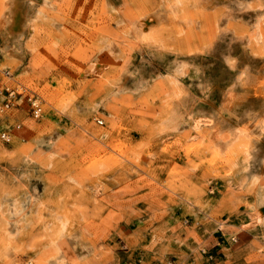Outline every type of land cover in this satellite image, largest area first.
Masks as SVG:
<instances>
[{
	"label": "clouds",
	"instance_id": "1",
	"mask_svg": "<svg viewBox=\"0 0 264 264\" xmlns=\"http://www.w3.org/2000/svg\"><path fill=\"white\" fill-rule=\"evenodd\" d=\"M146 3L151 4L152 0H146ZM27 7L31 9L28 31L19 38L22 41L20 46L10 49L15 55L6 56L0 63V76L4 75V69H8L4 82L9 89L17 87L18 91H26L20 85L35 81L31 84L32 108L24 113H14L22 118L21 128L13 130L12 135L22 132L24 154L38 145L41 148L50 145L56 150L53 165L41 164L47 176L54 177L55 182L45 185L37 180L31 189L25 184L15 189L0 186V264H96L98 243H111L96 238L102 231L108 233L105 221L111 212H122L129 204L139 203L141 193L144 203L139 204L142 208H147L149 202L157 198L163 200L175 195V178L161 174V181L152 167L153 155L161 153L164 148L169 154L176 151L174 166H180L182 177L189 176L179 187L192 198L180 199L172 208V215L182 216L185 207H190L202 220L211 213L212 220H227L235 225L232 230L234 242L229 245L232 250L255 247L256 236L264 232V174L254 182L246 165L230 161L216 170L221 175H208L205 185L198 183L196 173L199 170L185 168L187 160L181 159L179 154L184 147L182 141L191 135V126L187 112L182 113L168 101L172 89L166 79L169 74L167 66L173 57L165 56L163 61H154L145 69V72L155 70L162 86L147 87L142 94H137L133 91L131 79L122 80L123 62L128 53L122 52L113 58L106 52L107 46L118 36L126 34L111 28V24L116 23L114 17L119 0L113 6L108 0H27ZM175 7L173 0H159L156 5L157 9ZM183 7L186 9V4ZM121 28H124L123 23L117 24V29ZM259 55L264 56V46L259 49ZM65 60L74 66L73 70L61 69ZM37 62L42 65L39 73L35 68ZM53 64L58 71L45 80L47 88H39L37 75L46 76L45 70ZM228 71L234 73L235 69L229 67ZM232 79L235 82V75ZM63 80L69 83L60 88ZM53 81L56 82L55 91ZM68 91L75 93L77 99L69 111L58 114L60 98ZM216 99L219 100L218 92ZM81 102L89 109L86 113L80 108ZM18 103L23 104V101ZM258 103V97H250L244 108L247 110L249 104ZM204 110H208L207 106ZM6 111L0 109V115ZM42 114L47 119L41 123L38 120ZM246 122L241 120L242 124ZM121 127L131 131H120ZM46 128L50 131L45 132ZM69 128L74 137H68L69 143L62 145ZM76 132L79 136L75 135ZM118 141L132 146L143 142L147 147L138 151L117 150L113 145ZM93 145H99L108 156L104 171L77 169L73 160L78 162ZM71 176H79L81 182L70 184ZM129 188L134 189L128 193L130 202H113L109 207L108 201L114 199L113 193H119L115 200L123 201L125 191L122 189ZM161 192L166 196L161 197ZM100 208L104 211L97 212ZM66 213L68 222L61 231L57 221L63 222ZM257 216L260 217L259 226L254 231L246 230L248 221L252 219L254 222ZM186 218L195 223L194 217ZM140 221L148 229L144 232L140 251L150 247L148 257L151 259L152 255L160 254L161 249L155 245L163 238L169 218L159 213H146L140 216ZM198 227L203 234L216 225L208 223ZM212 235L220 243L226 242L222 233L212 232ZM116 241L119 242L118 237ZM116 252L120 255V250ZM120 259H124L122 255ZM165 259L168 264H176L175 251H168ZM189 259H193L191 255ZM220 259L223 261L224 257ZM152 264H159V260ZM237 264H248V260L241 257Z\"/></svg>",
	"mask_w": 264,
	"mask_h": 264
},
{
	"label": "rangeland",
	"instance_id": "2",
	"mask_svg": "<svg viewBox=\"0 0 264 264\" xmlns=\"http://www.w3.org/2000/svg\"><path fill=\"white\" fill-rule=\"evenodd\" d=\"M19 1L27 10V20H29L31 9L27 7V0ZM173 2L176 5L174 9H157L156 5L159 0H152L151 4L146 3V0H119L118 11L114 17L116 23L111 24V28L126 34L118 36L113 43L107 46L106 52L112 54L113 58H116V54L128 53L123 62L122 80L131 79L133 91L137 94H142L147 87L159 88L162 86L160 77L155 70L145 72V69L151 67L154 61H163L165 56L173 57L172 62L167 66L169 74L166 77L172 89V96L168 97L169 103H173L182 113L187 112L190 126L193 116L196 115H207L213 121L208 127L203 126L197 129V137L194 139H190L189 135L186 136L182 141L184 147L179 154L181 159L187 160L185 168L191 167L199 170L196 173L199 177V184L206 185L208 175H213V177L221 175L216 170L230 161L249 167L248 175L254 182H258L260 176L264 174L262 171L264 170V56L259 55V49L264 46V0H173ZM108 3L113 6L117 0H108ZM185 4L186 9L183 7ZM216 6L217 8H215ZM227 10L228 12L232 11L228 13ZM161 12H165L164 16L161 15ZM148 16H152L151 21L154 23H148L146 28L137 34L134 30V23L137 19H145ZM161 18L164 20L162 21ZM218 21L219 23H217ZM120 23H123L124 28L117 29V24ZM27 31L26 27L22 33L15 35L9 20L0 23L2 63L6 56L15 55L10 49L13 46H20L22 41L19 38ZM226 32L231 33L232 36ZM9 35L11 36V46L6 48L4 42ZM213 40L215 45L218 44L220 47L213 46ZM207 48H210V52ZM224 55L225 57H223ZM229 67L235 69V72L230 73ZM35 68L39 73L42 65L37 62ZM73 68L74 66L67 60L61 63V69L64 71L73 70ZM57 71L56 65L53 64L45 70L46 76L38 74L36 79L40 81L39 88H47L48 84L45 83V80L49 76L55 75ZM233 75L236 77L235 82L232 79ZM145 76H147V80H145ZM138 82L140 83L138 84ZM32 83L35 81H30L23 86L33 91ZM68 83V80H63L59 87L63 88ZM53 85V91H55V81H53ZM217 92L219 100L216 99ZM250 97H258L259 103L258 105L249 104L245 110L244 105ZM76 99L77 96L72 91L64 93L60 98L63 105L60 102L59 106L57 105L58 114L69 111ZM24 106L26 107L25 104ZM204 106H207V111L204 110ZM80 108L85 113L89 111L86 103L81 102ZM25 110L15 109L13 111L14 113L19 111V113H24ZM16 117L19 120L22 118ZM44 119H47L45 115L40 117L38 122L42 123ZM241 120L247 122L242 124ZM169 123L173 122L169 121ZM124 130L129 129L121 127L120 131ZM44 131L48 132L50 128H46ZM77 133L79 134L76 132L75 135L79 136ZM213 133L221 136V145L217 146L212 143L211 135ZM20 135L15 136L10 143L0 140V186L15 189L20 184H25L31 189L37 180L45 185L55 182L54 177L47 176L41 164L53 165L56 162V150L51 146L41 148L38 145L37 150L33 148L26 155L22 147L24 140L20 138ZM71 135L73 136L74 132L69 128L61 142L62 145L69 143L68 137H72ZM117 135H119V131ZM117 143L116 146L121 144L119 146L122 148L121 150L128 148L129 151H138L147 147L143 142L136 143L134 146L121 143V141ZM116 146L113 147L119 150V147ZM102 153L103 149L99 145H93L86 150L85 155L81 156L78 162L73 160V164L77 169L82 168L85 172L89 169L94 172H102L105 169V161L108 159L107 154ZM256 154L261 158L255 157ZM176 157V151L173 150L169 154L167 148L152 157V167L156 170L155 174L159 180L162 181L161 174L175 178V195L167 196L163 200L157 198V200L149 202L147 208H142L139 204L144 203L143 193H141L139 203L129 204L122 212L120 210L111 212L105 221L108 233L105 234L102 231L96 237L101 241H111V243H98L96 264H152L156 260H159V264H168L165 257L171 250H174L177 255L176 264H201V262L203 264H237L241 257L248 260V264H264V259L260 258L264 257V232L256 236L255 247L248 246L232 250L229 245L234 242L232 231L235 227L234 224L227 220L213 221L211 213H208V217L202 220L191 211L190 207H185V212L180 217L172 215V208L179 204L180 199L187 197V194L179 186L184 182V179L189 178V176H181L179 165L174 166ZM254 162H258L260 165ZM65 166L67 167V163ZM68 182L76 185L81 180L79 176H71ZM122 191H125V200H115L119 194L115 192L112 194L114 199L108 201L109 207L113 202L127 203L131 201V196L128 193L134 189H122ZM160 195L161 197L166 196L164 192H161ZM187 199L192 198L187 197ZM103 211V208L97 210V212ZM146 213L152 215L159 213L161 216L169 218L163 238L155 245L161 249L160 254L152 255L151 259L148 257V253L151 251L150 247H145L143 252L140 251L144 232L148 230L146 224L140 221V216ZM186 217H194L195 223ZM67 222L66 213L63 222L57 221L61 231ZM121 222H123L122 227L120 226ZM208 223H215L216 227L201 234L198 226ZM259 224L250 226L246 230L254 231ZM212 232L222 233L226 242L220 243L214 238ZM116 237L119 238V242L116 241ZM260 246H263V249H259ZM214 248L218 251L213 252ZM116 250H120V255L124 258L122 261ZM189 255L193 259H189ZM221 256L224 257L223 261L220 259Z\"/></svg>",
	"mask_w": 264,
	"mask_h": 264
},
{
	"label": "bare ground",
	"instance_id": "3",
	"mask_svg": "<svg viewBox=\"0 0 264 264\" xmlns=\"http://www.w3.org/2000/svg\"><path fill=\"white\" fill-rule=\"evenodd\" d=\"M8 1H10L9 3H8ZM179 1V0H178ZM207 1V0H206ZM204 2V1H203ZM200 3H201V1H200ZM207 3V2H206ZM189 5V4H188ZM225 6H227L226 4H224ZM204 6V5H203ZM223 6V5H222ZM180 7V6H179ZM224 7V6H223ZM215 8H217V6L215 7ZM225 8V7H224ZM262 8V7H261ZM203 11V10H202ZM230 11H232V10H230ZM229 11V12H230ZM226 12V11H225ZM227 12H228V10H227ZM228 12V13H229ZM162 13V12H161ZM165 13V12H164ZM164 13H162L161 15H163ZM152 14V13H151ZM224 14V13H223ZM227 15V14H226ZM260 15V14H259ZM164 16V15H163ZM228 16V15H227ZM230 16V15H229ZM228 16V17H229ZM160 17V16H159ZM166 17V16H165ZM164 17V18H165ZM221 17V16H220ZM219 17V18H220ZM226 17V16H225ZM231 17V16H230ZM259 18H260V16H259ZM151 19H152V16H148V18H139V19H137L136 20V22L134 23V30L137 32V34H139V32H142L141 30L142 29H144V28H146V25L148 24V23H146V21H151ZM172 19V18H171ZM218 19V18H217ZM225 19V18H224ZM257 19V18H256ZM5 20H9L10 22H11V26H12V30H13V34H15V35H19L20 33H22V31L23 30H25V28L27 27V10H25L24 9V7L22 6V4L20 3V1L19 0H0V23L1 22H3L4 21V23H5ZM161 20L163 21L164 19H162L161 18ZM219 20V19H218ZM226 20V19H225ZM167 21V20H166ZM221 21V20H220ZM170 22V21H169ZM172 22H173V20H172ZM206 22V21H205ZM225 22V21H224ZM223 22V23H224ZM184 23H185V21H184ZM217 23H219V21L217 22ZM221 23V22H220ZM222 23V24H223ZM249 23V22H248ZM258 25V24H257ZM224 26V25H223ZM259 26V25H258ZM168 27V26H167ZM250 27V26H249ZM248 27V28H249ZM165 28V27H164ZM205 28V27H204ZM260 28V27H259ZM258 28V29H259ZM256 29V28H255ZM131 30V29H130ZM219 30V32H220V29H218ZM133 32V33H136V32ZM225 31V30H224ZM224 31H222L223 33H224ZM228 31V30H227ZM230 31H232V30H230ZM218 32V33H219ZM226 33H228V32H226ZM256 33V32H255ZM233 34V33H232ZM257 34V33H256ZM22 35V34H21ZM135 35V34H134ZM133 35V36H134ZM159 35V34H158ZM198 35V34H197ZM213 35V34H212ZM218 35V34H217ZM235 35V34H234ZM205 36H206V34H205ZM210 36V35H209ZM216 36V35H215ZM222 36H225V35H222ZM232 36V35H231ZM236 36V35H235ZM11 36L9 35V36H7V38H6V40H5V42H4V46L6 47V48H9L10 46H11V38H10ZM227 37V36H226ZM225 37V38H226ZM18 38V37H17ZM230 38V37H229ZM220 39V38H219ZM223 39V38H222ZM234 39V38H233ZM237 39V38H236ZM247 39H248V37H247ZM224 40V39H223ZM217 41V40H216ZM230 41V40H229ZM228 41V42H229ZM248 41V40H247ZM258 41H262V40H258ZM213 42V46H217V45H215L216 43H214V40L212 41ZM227 42V41H226ZM234 42V41H233ZM233 42H232V44H233ZM244 42H246V41H244ZM154 43V42H153ZM221 43H223V42H221ZM225 43V42H224ZM223 43V44H224ZM230 43V42H229ZM240 43H242V42H240ZM247 43V42H246ZM20 44V43H19ZM226 45V44H225ZM224 45V46H225ZM19 47V46H18ZM217 47H220L219 45L217 46ZM223 47V46H222ZM228 47V46H227ZM212 48V47H211ZM215 48V47H214ZM248 48V47H247ZM247 48H246V50H247ZM207 49H209V52H210V48H207ZM214 50V49H213ZM208 52V51H207ZM208 52V53H209ZM225 53V52H224ZM222 55V54H221ZM223 57H225V55L223 56ZM231 58V57H230ZM224 60V59H223ZM232 66V65H231ZM246 68V67H245ZM174 77V76H173ZM248 77V76H247ZM129 78V77H128ZM246 78V77H245ZM248 79V78H247ZM194 80V79H193ZM197 80H199V79H197ZM201 80V79H200ZM171 81V80H170ZM172 82V81H171ZM174 82V81H173ZM192 82V81H191ZM140 82H138V84H139ZM194 83V82H193ZM173 84V83H172ZM191 84V83H190ZM175 88V87H174ZM187 93V92H186ZM189 93V92H188ZM181 94V93H180ZM224 95V94H223ZM187 96V95H186ZM68 98V97H67ZM64 99V98H63ZM70 101V100H69ZM60 102V101H59ZM62 102H60V104H61ZM173 104V103H172ZM61 105H63V104H61ZM59 106V105H58ZM84 108V107H83ZM86 109V108H85ZM20 112V111H19ZM13 113H14V111H13ZM16 113V112H15ZM189 116V115H188ZM227 121V120H226ZM212 119L210 118V117H208L207 115H203V116H198V115H196V116H193V118H192V122H191V135H189V138L190 139H194V137H197V129H199V128H201V127H208L210 124H212ZM253 129V128H252ZM254 130V129H253ZM213 131V130H212ZM252 131V130H251ZM72 132V131H71ZM78 134V133H77ZM70 135V134H69ZM79 135V134H78ZM19 136V135H18ZM72 136V135H71ZM74 136V135H73ZM72 136V137H73ZM212 136V143L214 144V145H217V146H219V145H221L222 144V140H221V136H219L218 134L216 135V134H212L211 135ZM188 137V136H187ZM188 138V139H189ZM120 142V141H119ZM121 143H123L122 141H121ZM116 144H118V143H116ZM123 145V144H122ZM50 146V145H49ZM113 146H116V145H113ZM119 146H121V144L120 145H118V146H116L117 148L119 147ZM23 147V146H22ZM21 147V148H22ZM192 147V146H191ZM38 148H36V150H37ZM122 148L121 147H119V150H121ZM39 150H40V148H39ZM38 150V151H39ZM133 150V149H132ZM253 150V149H252ZM251 150V151H252ZM100 151H102V150H100ZM134 151V150H133ZM21 152H22V149H21ZM33 153V152H32ZM104 153V152H103ZM102 153V154H103ZM101 154V155H102ZM26 155H28V154H26ZM31 155V154H30ZM257 155V154H256ZM256 155H254L255 157H260V155L258 156H256ZM254 156H253V158H254ZM27 157V156H26ZM31 156H29V158H30ZM32 158V157H31ZM261 158V157H260ZM27 158H25V160H26ZM27 161V160H26ZM252 161H253V159H252ZM256 161V160H255ZM258 161V160H257ZM262 162V161H261ZM255 163V162H254ZM257 164H259L258 162H256ZM255 163V164H256ZM251 164H252V162H251ZM260 165V164H259ZM254 167V166H253ZM257 167V166H256ZM249 168V167H248ZM259 168V167H258ZM250 169H251V167H250ZM251 171H253V170H251ZM257 171V170H256ZM9 203H10V201H9ZM214 221V220H213ZM257 223H260V217L259 216H257L256 218H255V221L253 222V220L252 219H250L249 221H248V223L245 225V229L246 228H248V227H250V226H253V225H256ZM259 249H263V246H260L259 247ZM258 249V250H259ZM264 250V249H263ZM264 253V252H263Z\"/></svg>",
	"mask_w": 264,
	"mask_h": 264
},
{
	"label": "built area",
	"instance_id": "4",
	"mask_svg": "<svg viewBox=\"0 0 264 264\" xmlns=\"http://www.w3.org/2000/svg\"><path fill=\"white\" fill-rule=\"evenodd\" d=\"M0 63H2L1 53ZM8 71V69H4V75L0 76V109L8 110L3 115H0V140L5 143H10L14 139L15 136L12 135L13 130L21 128L20 120L14 115L13 110H30L32 108L30 99L32 90L23 85H20V87L25 88L26 91H18L17 87L9 89L8 85L4 82V78H6ZM18 101H23V104L18 103ZM42 116L43 114L41 117Z\"/></svg>",
	"mask_w": 264,
	"mask_h": 264
}]
</instances>
